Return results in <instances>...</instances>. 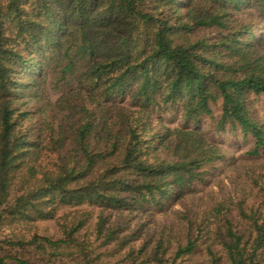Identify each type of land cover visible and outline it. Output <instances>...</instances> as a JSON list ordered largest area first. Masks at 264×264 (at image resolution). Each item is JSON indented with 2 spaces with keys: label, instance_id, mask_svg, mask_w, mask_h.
I'll list each match as a JSON object with an SVG mask.
<instances>
[{
  "label": "trees",
  "instance_id": "1",
  "mask_svg": "<svg viewBox=\"0 0 264 264\" xmlns=\"http://www.w3.org/2000/svg\"><path fill=\"white\" fill-rule=\"evenodd\" d=\"M260 95L264 0H0V264H264Z\"/></svg>",
  "mask_w": 264,
  "mask_h": 264
},
{
  "label": "rangeland",
  "instance_id": "2",
  "mask_svg": "<svg viewBox=\"0 0 264 264\" xmlns=\"http://www.w3.org/2000/svg\"><path fill=\"white\" fill-rule=\"evenodd\" d=\"M50 97L52 99H55L57 97V93H50ZM254 110L256 111L257 115L260 117V119L264 122V97L263 95H260L258 97H254ZM175 122H172V124H174ZM235 140V142H233ZM232 140L231 138H228V140L224 143H229L227 144V149L229 151H232V153L234 154V156L236 157L235 163L238 167L243 169H251L254 167L253 164V157H248L245 154V151L247 149V144L243 143L242 140L240 138L234 139ZM226 145V144H224ZM239 168V169H240ZM230 173V172H229ZM232 177V174H230ZM225 180V174L223 173H217V175L214 177L213 181H217V180ZM241 183V182H240ZM35 229H37L40 233H43L44 230H48V233H51L53 231H55V225L52 221H44V222H39L37 224V227H34ZM33 229H28L26 227H23L20 224L17 225H11V226H4L2 227L1 231L3 233H11V234H18V235H29L32 231H34Z\"/></svg>",
  "mask_w": 264,
  "mask_h": 264
}]
</instances>
